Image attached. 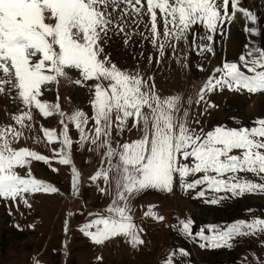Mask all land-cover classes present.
<instances>
[{
	"label": "snow or ice",
	"instance_id": "snow-or-ice-1",
	"mask_svg": "<svg viewBox=\"0 0 264 264\" xmlns=\"http://www.w3.org/2000/svg\"><path fill=\"white\" fill-rule=\"evenodd\" d=\"M240 5L241 0H0V97L7 96L14 105H23L12 116L18 128L0 125V199L12 201L17 208L19 200L31 208L27 196L57 193L56 187L36 179L30 171L26 176L17 172V168H30L33 160L51 165L53 158L72 165V192L79 195L80 173L71 159L73 141L68 123L78 130L80 144L97 153L103 150L106 166H101L91 181H103L99 191L105 195L114 186L115 195L106 215L85 223L81 229L97 245L116 237H124L132 247L145 243L140 235L143 229L137 228L130 214L129 200L149 189L171 193L178 185L186 192L196 191V198L213 205L245 194H264V117L252 120L251 127L220 124L207 131L203 126L192 128L188 110L180 114L181 97L162 98L153 78L121 69L105 51L111 35H122L126 45L134 35H140L156 48L160 58L165 56L166 48L176 56L181 43L201 55L214 54V35L223 36L224 25L238 13L251 25L258 23L256 13ZM198 24L209 34L197 37L194 26ZM245 31L250 36L260 34L254 26ZM197 39L212 43L197 44ZM152 59L150 56L149 62ZM71 70L79 71L76 85L93 82L91 118L80 110L66 117L59 103L42 99L47 85L59 84ZM224 90L264 95V48L250 46L239 62H224L215 68L201 86L196 104H203L207 114L219 107L207 97ZM34 109L44 118L61 117L62 133L41 126L47 143L60 145L52 149L53 157L27 147H13L23 138L25 129H33ZM132 130L140 132L138 138L114 144V134L121 137ZM235 150L239 154H234ZM241 173H250L260 182ZM198 174L202 175L196 178ZM209 192L224 195L208 198ZM152 207L146 215L163 221L164 217L155 214ZM193 225V220L185 218L179 221L178 231L192 239L198 236L201 248L230 249L238 237L264 234V218L239 220L226 228L208 225L210 234L203 228L194 234ZM177 251L188 255L183 248ZM175 255L173 252L172 257ZM172 257L165 264H174Z\"/></svg>",
	"mask_w": 264,
	"mask_h": 264
},
{
	"label": "rangeland",
	"instance_id": "rangeland-1",
	"mask_svg": "<svg viewBox=\"0 0 264 264\" xmlns=\"http://www.w3.org/2000/svg\"><path fill=\"white\" fill-rule=\"evenodd\" d=\"M139 30H143V25H140ZM194 32L197 37L202 36L195 30ZM220 37V34L214 35V43L199 39L196 41L197 44L212 43L214 54L205 52L201 55L199 51L190 50L188 45L181 43L176 56L171 49L166 48L165 56L160 58L156 48L140 35H134L127 45L122 35H111L105 44V51L121 69L139 71L145 79L153 78L155 90L162 98L174 95L181 97L180 114L182 116L184 109L188 110V122L192 128L199 130L203 126L207 131L220 124L251 127L252 120L264 117V100L263 103L259 102L262 96L264 99V95L250 96L246 92L237 94L228 90L213 92L207 99L219 107L207 114H204L203 104H196L201 86L215 68L222 67L224 62H239L240 56L231 58L224 53L222 45L218 44ZM191 39L190 36L189 40ZM256 42L257 36L254 35L249 47H260ZM150 56L153 57L151 62ZM177 56L182 58L178 60ZM201 66L203 71L200 70ZM79 78V71L71 70L68 78H61L59 84L47 85L48 90L44 91L42 99L52 104L59 103L66 117L80 110L91 118L94 115L93 92L90 90L93 82H87L88 86L76 85L74 81ZM189 100L192 101L191 104ZM255 101L253 110H249L250 104ZM22 107L23 105H14L7 96L0 97V125L8 124L18 128L12 116ZM33 116V129H25L23 138L13 147H27L39 154L53 157L52 149L59 148L60 145L48 144L41 126L55 129L58 134L62 133L61 117L53 115L44 118L35 109ZM196 121L201 123L197 124ZM92 123L90 119L89 127ZM68 127L73 141L71 159L80 173L79 195L72 192V165L60 164L56 158H53L51 165L33 160L30 168H17L21 176H26L30 171L36 179L51 184L59 191L54 194L41 192L27 196L31 208L19 200L16 202L19 204L17 208L12 201L0 199V264H165L173 252H176L172 257L174 264H260L264 261V234L238 237L230 249H211L201 248L202 241L198 236L192 239L178 231L179 221L185 218L194 221V234L199 233L202 228L206 234H210L207 231L208 225L226 228L239 220L264 218V194H245L213 205L206 203L204 198H196V191L186 192L178 185L171 193L149 189L129 200L133 222L137 228L143 229L140 233L145 241L143 245L132 247L124 237L112 238L103 245L93 243L81 229L85 223L106 215V209L115 195L114 186L110 194L105 195L99 191L104 186L103 181H91L90 177L101 166H106L103 150L100 153L90 151V146L79 143V132L74 124L68 123ZM139 135L140 132L136 130L126 132L121 137L114 134L113 142L131 141ZM234 154H239V151L235 150ZM199 175L202 174H198L196 178ZM240 175L260 182L250 173ZM213 195L224 193L207 194L208 198ZM150 206H153L155 214L164 217L163 221L146 215ZM181 248L187 251V256L179 254L177 250Z\"/></svg>",
	"mask_w": 264,
	"mask_h": 264
},
{
	"label": "bare ground",
	"instance_id": "bare-ground-1",
	"mask_svg": "<svg viewBox=\"0 0 264 264\" xmlns=\"http://www.w3.org/2000/svg\"><path fill=\"white\" fill-rule=\"evenodd\" d=\"M240 6L254 11L258 17V23L256 25H251L249 21H247L241 14L238 13L234 20L225 24L224 35L220 37L218 44L222 45V48L225 51L224 53H226L228 56H231V58H233L232 56L239 57L248 50L249 45L254 37V35L250 36L249 33L245 31V29L249 26H254L257 28V31L260 34L256 35V43H258L260 48H264V0H241ZM194 30L202 36H205L208 33L203 25L194 26ZM215 45L217 46V44ZM262 98L259 99L260 103H263L264 99ZM254 104H256V101L250 104L248 109L253 110L252 106H254Z\"/></svg>",
	"mask_w": 264,
	"mask_h": 264
}]
</instances>
